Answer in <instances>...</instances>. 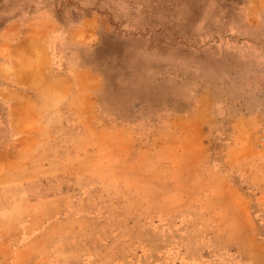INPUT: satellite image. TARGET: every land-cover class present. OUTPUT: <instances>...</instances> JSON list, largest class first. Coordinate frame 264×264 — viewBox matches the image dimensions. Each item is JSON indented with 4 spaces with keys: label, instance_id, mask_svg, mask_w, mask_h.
<instances>
[{
    "label": "rangeland",
    "instance_id": "1",
    "mask_svg": "<svg viewBox=\"0 0 264 264\" xmlns=\"http://www.w3.org/2000/svg\"><path fill=\"white\" fill-rule=\"evenodd\" d=\"M59 85L83 118L39 112L67 95ZM263 140L264 0H0V239L53 175L82 169L48 166L74 141L83 169L124 180L129 200L107 203L130 209L133 250L264 264ZM36 254L50 250L22 256Z\"/></svg>",
    "mask_w": 264,
    "mask_h": 264
},
{
    "label": "crops",
    "instance_id": "2",
    "mask_svg": "<svg viewBox=\"0 0 264 264\" xmlns=\"http://www.w3.org/2000/svg\"><path fill=\"white\" fill-rule=\"evenodd\" d=\"M64 82L69 83L67 79ZM60 88L67 92L63 103L56 102L58 105L52 107L50 103L53 102H48L47 108H39L42 116L68 120L83 118L78 106L79 96L69 95L71 87L68 85ZM40 98L47 99L44 96ZM19 114L21 115V112H18ZM72 130L74 131L72 134L76 135L79 142L83 141L85 144L90 141L87 128L74 126ZM73 144H70L68 149H64L62 157L57 158L56 161H52L50 157H44V160L52 161L53 164L48 162V166L52 165V167L69 166L82 169H75L74 173L66 175H53L52 183L60 185L51 189L46 187L35 193L36 202L29 212V219L18 226L17 233L13 236L2 234L0 246L15 248V251L11 261L9 257L0 255V263L155 264V260L150 259V255L137 249L133 250L134 246L138 248L141 245L140 240L143 239L138 238L140 231L136 224L130 221L128 224L123 222V219L129 220L130 209L120 203L115 205L114 209L108 207L107 201L112 198L117 204V193H121L122 200L124 198L129 200V194L122 192L125 189L124 180L87 172V169L83 168L90 162L81 159L84 157L81 149ZM67 152L72 157L69 158L72 159L70 162L66 160ZM91 161L98 166L105 163L101 159ZM44 164L47 166V163ZM118 187L120 191L117 192ZM124 231L129 233L124 234ZM32 247L49 248L50 256L45 255L39 260L36 254L31 259L24 260L22 253Z\"/></svg>",
    "mask_w": 264,
    "mask_h": 264
},
{
    "label": "clouds",
    "instance_id": "3",
    "mask_svg": "<svg viewBox=\"0 0 264 264\" xmlns=\"http://www.w3.org/2000/svg\"><path fill=\"white\" fill-rule=\"evenodd\" d=\"M59 103H63V98H61L59 101H58V104Z\"/></svg>",
    "mask_w": 264,
    "mask_h": 264
},
{
    "label": "built area",
    "instance_id": "4",
    "mask_svg": "<svg viewBox=\"0 0 264 264\" xmlns=\"http://www.w3.org/2000/svg\"><path fill=\"white\" fill-rule=\"evenodd\" d=\"M263 145H264V140H263Z\"/></svg>",
    "mask_w": 264,
    "mask_h": 264
}]
</instances>
